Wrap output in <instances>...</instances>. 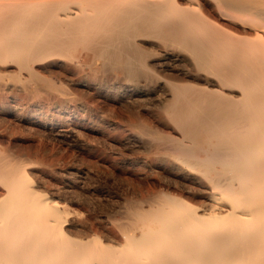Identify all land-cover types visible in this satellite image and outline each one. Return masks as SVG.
Here are the masks:
<instances>
[{"label":"bare ground","instance_id":"6f19581e","mask_svg":"<svg viewBox=\"0 0 264 264\" xmlns=\"http://www.w3.org/2000/svg\"><path fill=\"white\" fill-rule=\"evenodd\" d=\"M90 89L162 104L137 131L190 194L131 206L113 243L75 237L68 205L0 153V264H264V0H0V94L48 124Z\"/></svg>","mask_w":264,"mask_h":264},{"label":"rangeland","instance_id":"374dc122","mask_svg":"<svg viewBox=\"0 0 264 264\" xmlns=\"http://www.w3.org/2000/svg\"><path fill=\"white\" fill-rule=\"evenodd\" d=\"M89 91L82 103L66 110L71 119L48 124L33 121L29 114L50 107L27 101L14 105L13 98L0 94V153L22 165L40 191L68 205L73 236L110 234L112 240H104L113 243L123 238L120 225L130 221L131 206L148 207L145 199L161 188L190 194L184 188L189 180L166 165L164 149L147 150L145 142L152 139L137 131L136 113L148 116L162 104L127 106ZM177 179L188 182L180 185ZM2 193L6 187L0 183V197ZM203 200L200 194L191 197L195 204Z\"/></svg>","mask_w":264,"mask_h":264}]
</instances>
